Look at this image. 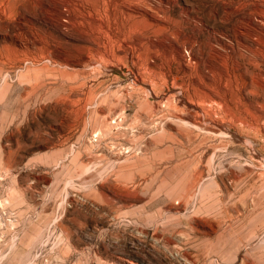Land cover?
<instances>
[{
  "label": "rangeland",
  "instance_id": "obj_1",
  "mask_svg": "<svg viewBox=\"0 0 264 264\" xmlns=\"http://www.w3.org/2000/svg\"><path fill=\"white\" fill-rule=\"evenodd\" d=\"M125 1L0 0V264H264V0Z\"/></svg>",
  "mask_w": 264,
  "mask_h": 264
},
{
  "label": "bare ground",
  "instance_id": "obj_2",
  "mask_svg": "<svg viewBox=\"0 0 264 264\" xmlns=\"http://www.w3.org/2000/svg\"><path fill=\"white\" fill-rule=\"evenodd\" d=\"M118 1H119V0H118ZM124 1H125V0H124ZM127 1H128V0H127ZM127 1H125V2L127 3ZM134 1H135V0H134ZM134 1H133V2H134ZM128 2L130 3V1H128ZM131 2H132V1H131ZM122 3H124V2L122 1ZM115 4H117V3H115ZM118 4H119V3H118ZM118 4H117V5H118ZM120 4H121V3H120ZM120 4H119V5H120ZM119 5H118V6H119ZM121 5H122V4H121ZM113 6H114V5H113ZM122 6H123V5H122ZM114 8H115V7H114ZM125 9H126V8H125ZM127 9H128V8H127ZM111 10H112V9H111ZM99 13H100V12H99ZM123 13H124V11H123ZM123 13H122V14H123ZM126 13H127V12H126ZM126 13H125L124 15H126ZM132 13H133V12H132ZM127 14H128V13H127ZM129 14H130V13H129ZM141 14H144V13H141ZM124 17H125V16H124ZM134 17H135V16H134ZM140 17H141V19H142V16H140ZM120 18H121V17H120ZM129 18H130V16H129ZM137 18H138V17H137ZM145 18H146V17H145ZM122 19H123V15H122ZM135 19H136V18H135ZM138 19H139V18H138ZM146 20H148V19L146 18ZM151 20H152V19H151ZM129 21H130V20H129ZM129 21H126V23L129 22ZM119 22H121V21H119ZM123 22H124V21H123ZM152 22H153V21H151V23H152ZM147 23H148V22H147ZM113 24H115V21H114ZM131 24H132V23H131ZM136 24H137V23H136ZM149 24H150V23H149ZM107 25H108V24H107ZM124 25H125V23H124ZM126 25H127V24H126ZM126 25H125V27H126ZM153 25H154V24H153ZM155 25H156V24H155ZM100 26H101V25H100ZM121 26H122V25H121ZM149 26H150V25H149ZM158 26H159V25H157V27H158ZM101 27H102V26H101ZM109 27H111V26H109ZM119 27H120V26H119ZM122 27H123V26H122ZM122 27L119 28V29H120L119 32L122 30V29H121ZM127 27H128V25H127ZM161 27H162V26H161ZM116 28H118V26H117ZM134 28H135V27H134ZM137 28H138V27H137ZM152 28H154V27H152ZM101 29H103V32H104V31L106 32V30H104V28H101ZM109 29H112V27L109 28ZM123 29H124V28H123ZM125 29H126V28H125ZM128 29H129V28H128ZM97 30H98V28H97ZM113 30H114V29H113ZM126 30H127V29H126ZM134 30H135V29H134ZM153 30H154V29H153ZM101 31H102V30H101ZM101 31H100V32H101ZM108 31H109V30H108ZM110 31H111V30H110ZM117 31H118V30H117ZM117 31H115V32H116V35H117ZM148 31H149V30H148ZM112 32H113V31H112ZM126 32H127V31H126ZM141 32H142V31H140V33H141ZM145 32H147V30H146ZM101 33H102V32H101ZM113 33H114V32H113ZM120 33H121V32H120ZM128 33H129V32H128ZM133 33H134V32H133ZM133 33H132V35H133ZM143 33H144V31H143ZM143 33H142V34H143ZM98 34H99V33H98ZM108 34H110V32H109V33H105L104 36H105V35H108ZM123 34H126V35H127V33H125L124 31H123ZM145 34H148V33H145ZM120 35H122V34H120ZM126 35H125V37H124L123 39H126ZM128 35L130 36V34H128ZM109 36H110V35H109ZM109 36H108V37H109ZM123 36H124V35H123ZM98 37H99V36H98ZM108 37H106V39H108ZM127 38H128V37H127ZM141 38H142V36H141ZM141 38H140V39H141ZM110 39H111V38H110ZM117 39H118V38H117ZM121 39H122V37H121ZM130 39H131V38H130ZM145 39H146V38H145ZM147 39H148V38H147ZM108 40H109V39H108ZM112 40H113V39H112ZM112 40H111V41H112ZM115 40H116V39H115ZM128 40H129V39H128ZM138 40H139V39H138ZM143 40H144V39H143ZM117 41H119V40H117ZM123 41H124V40H123ZM146 41H147V40H146ZM112 42H113V41H112ZM112 42H111V43H112ZM138 42H139V41H138ZM138 42H137V43H138ZM143 42H144V41H143ZM143 42H142V45L144 44ZM114 43H116V41H115ZM137 43H136V44H137ZM138 44H141V41H140V43H138ZM150 44H151V43H150ZM139 46H140V45H139ZM141 48H142V47H141ZM155 48H156V47H155ZM152 50H153V49H152ZM179 55H180V54H179ZM179 60H180V59H179ZM157 67H158V66H157ZM188 73H189V72H188ZM258 116H259V114H258ZM243 122H244V121H243ZM245 123H246V122H245ZM247 123H248V122H247Z\"/></svg>",
  "mask_w": 264,
  "mask_h": 264
}]
</instances>
